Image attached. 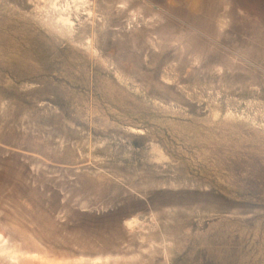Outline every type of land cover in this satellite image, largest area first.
Wrapping results in <instances>:
<instances>
[{
	"label": "rangeland",
	"instance_id": "1",
	"mask_svg": "<svg viewBox=\"0 0 264 264\" xmlns=\"http://www.w3.org/2000/svg\"><path fill=\"white\" fill-rule=\"evenodd\" d=\"M54 1L0 0V264H264V0Z\"/></svg>",
	"mask_w": 264,
	"mask_h": 264
},
{
	"label": "bare ground",
	"instance_id": "2",
	"mask_svg": "<svg viewBox=\"0 0 264 264\" xmlns=\"http://www.w3.org/2000/svg\"><path fill=\"white\" fill-rule=\"evenodd\" d=\"M57 1V0H56ZM56 1H54V2H56ZM57 3V2H56ZM73 3H75V5H76V8H79V7H81V6H86V5H88L89 4V2H87V1H85V0H75V2H73ZM54 6H56V5H54ZM70 6H67L66 8H64L65 10H70ZM56 9V8H55ZM62 10H63V8H62ZM61 23L62 24H64V25H70L71 24V21H70V19L67 17V18H61ZM133 222V221H132ZM137 223V222H136ZM0 243H1V241H0ZM11 251V250H10ZM2 252H4V250H1V253ZM6 252V251H5ZM7 253V252H6ZM9 254V253H8ZM11 254V253H10ZM15 254H17V253H12L10 256H8V257H10L11 259H15L16 257H14V255ZM5 255H7V254H5ZM19 255V254H18ZM16 256V255H15ZM7 257V256H6ZM14 257V258H13ZM104 260V259H103ZM102 261V260H101Z\"/></svg>",
	"mask_w": 264,
	"mask_h": 264
}]
</instances>
